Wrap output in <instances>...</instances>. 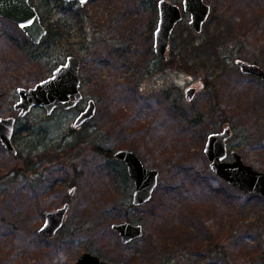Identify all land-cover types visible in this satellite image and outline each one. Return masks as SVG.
<instances>
[{
    "label": "rangeland",
    "instance_id": "obj_1",
    "mask_svg": "<svg viewBox=\"0 0 264 264\" xmlns=\"http://www.w3.org/2000/svg\"><path fill=\"white\" fill-rule=\"evenodd\" d=\"M158 1L88 0L80 7L30 0L46 28L57 21L67 26L65 42L57 36L42 45L46 36L33 45L0 18V118H16L13 144L20 153L0 145V264H74L84 252L113 264H264L253 249L255 233L232 240L242 221L264 211V201L217 178L203 152L209 134L230 127L228 153L264 171V83L234 63L264 69V0H204L211 14L202 32L195 34L184 15L163 63L153 53ZM68 56L81 62L83 100L69 111L47 115L36 107L18 117L16 89L47 79ZM189 86L198 88L190 102ZM89 99L95 116L72 129ZM119 149L160 173L143 206L131 203L133 183L123 163L105 154ZM64 203L69 210L60 232L42 237L43 213ZM196 218L202 226L192 224ZM122 222L141 224L143 236L122 245L111 229ZM205 228L219 240L209 258L200 248ZM173 241L181 252L164 251Z\"/></svg>",
    "mask_w": 264,
    "mask_h": 264
},
{
    "label": "water",
    "instance_id": "obj_2",
    "mask_svg": "<svg viewBox=\"0 0 264 264\" xmlns=\"http://www.w3.org/2000/svg\"><path fill=\"white\" fill-rule=\"evenodd\" d=\"M62 1L77 2L79 6H84L88 2V0ZM157 9L158 22L153 34V53L161 61L166 60L173 31L185 14L189 15V26L195 34L202 32L211 14V6L204 0H182L181 6L168 0H159ZM0 18L14 23L33 45H39L47 35V29L30 0H0ZM234 63L241 74L254 76L264 81V69L259 65L242 59H236ZM80 65L78 58L68 56L65 63L58 66L47 79L29 89L17 88L18 101L13 105V109L18 112V117H25L36 107L43 108L47 115H51L56 110L69 111L75 108L83 98L80 91ZM195 93V88H188L185 91V99L188 102L192 101ZM95 114V101L89 99L86 107L73 121L72 129L82 127ZM15 124V117L0 118V145L13 155L17 154L12 142ZM230 137L229 127L207 136L203 152L207 158L209 170L229 187L244 195L256 194L264 197V171H257L245 164L242 156L236 151L230 152L232 160L227 161L226 143ZM113 158L124 164L126 173L132 180V205L140 207L148 203L158 186L159 171L145 167L140 158L131 150L119 149L113 153ZM68 210L69 204L64 203L54 211L43 213V224L39 228V234L46 239L56 236L64 225ZM111 229L117 233L122 245H128L140 239L144 234L141 224L129 222L112 224ZM74 264L112 263L89 252H84Z\"/></svg>",
    "mask_w": 264,
    "mask_h": 264
},
{
    "label": "trees",
    "instance_id": "obj_3",
    "mask_svg": "<svg viewBox=\"0 0 264 264\" xmlns=\"http://www.w3.org/2000/svg\"><path fill=\"white\" fill-rule=\"evenodd\" d=\"M55 1H58V2L62 3L63 5L65 4V2H63L62 0H55ZM40 18H41V16H40ZM46 29H47V35L45 37L46 39H45V41H42V43L40 45H42L43 43L49 44L52 41H55L57 36H58V39H60V42H65L68 39V37H67V26L60 24L58 21L55 24H47ZM76 144L77 143H75V142L69 144L68 145V146H70L69 149L73 150L75 148ZM105 154H106V156H109V157L113 156V153H111V152H105ZM19 156H20V153L18 152L17 155H15V157H19ZM252 196L257 197V198L264 201V197H261V196L256 195V194L250 195L249 197H252ZM232 218H235V216ZM196 219L192 224L196 227V225H198V221H199L200 226H202L203 222L201 223V221L198 218H196ZM234 220L235 219H232L231 222L233 223ZM236 220H238V219H236ZM240 222L241 221H236L235 225L240 224ZM241 223H242V224H240L241 226H239L240 228L235 229L237 231L233 232L232 240L235 243L238 240L242 241L244 238V235L242 234V232L243 233H245V232L255 233L257 235V240L254 243L253 249L259 251V256H260V258L263 259V263H264V237H263V235H264V211H261V213L258 214V216L253 221H248L245 224H244V221H242ZM189 228H194V227H189ZM189 228L185 227L184 230H186L188 232V234H190V232H194V234H195V231L189 230ZM204 231H205L206 235H202V238L200 239V243H201L200 248L203 249L202 252L207 254L208 258H209V257H212V255H214L215 253H217V249H218L217 244H219L218 243L219 240L217 238L218 235H214L213 230H211L210 228H205ZM189 238H191V235H187V238H185V240L182 241V240H180V237H178V238H175V242L176 243L178 242L181 245V243L188 240ZM133 242H135V241H133ZM175 242L173 241L172 244L166 243L163 246L164 251L167 253H169L171 251L175 252L176 251L175 248L178 247L177 252H181L182 249H179L180 245H177ZM128 245H131V243ZM168 246H171V248L168 249ZM163 264H167V263H163Z\"/></svg>",
    "mask_w": 264,
    "mask_h": 264
},
{
    "label": "flooded vegetation",
    "instance_id": "obj_4",
    "mask_svg": "<svg viewBox=\"0 0 264 264\" xmlns=\"http://www.w3.org/2000/svg\"><path fill=\"white\" fill-rule=\"evenodd\" d=\"M181 2H182V0H181ZM72 3V2H71ZM158 3V2H157ZM157 3H156V8H157ZM178 5V4H177ZM33 6V5H32ZM180 6H181V4H180ZM80 7H82V6H80ZM157 13H158V9H157ZM185 15H188V14H185ZM189 16V15H188ZM183 18H184V16H183ZM183 20V19H182ZM157 22H158V19H157ZM189 24V23H188ZM157 26V25H156ZM190 27V26H189ZM156 29V28H155ZM154 34V33H153ZM158 59V58H157ZM159 60V59H158ZM161 61V60H160ZM163 62V61H162ZM247 62V61H246ZM255 64V63H254ZM262 68V67H261ZM239 70V69H238ZM240 72V71H239ZM247 76H250V75H247ZM251 77H253V78H255V79H257V80H259V81H261V82H263L264 83V81H262V80H260V79H258V78H256V77H254V76H251ZM191 87H193V88H195L196 89V92H197V90H198V88L197 87H195V86H189V87H187L186 89H185V91L188 89V88H191ZM196 94V93H195ZM82 100H83V98H82ZM81 100V101H82ZM80 101V102H81ZM79 102V103H80ZM78 106V105H77ZM230 128V127H229ZM79 129V128H78ZM77 130V129H76ZM231 130V129H230ZM14 135V134H13ZM231 135H232V133H231ZM228 141V140H227ZM12 142H13V138H12ZM226 145H227V143H226ZM233 151V150H232ZM227 152H228V149H227ZM231 152V151H230ZM230 152L228 153V154H230ZM17 153H18V151H17ZM13 155V154H12ZM17 155V154H16ZM15 156V155H14ZM115 159V158H114ZM141 160V159H140ZM118 161V160H117ZM119 162H121V161H119ZM122 163V162H121ZM124 165V164H123ZM144 165V164H143ZM125 167V166H124ZM148 168V167H147ZM125 170H126V168H125ZM127 174V173H126ZM128 176V175H127ZM132 181V180H131ZM65 221V220H64ZM144 229V228H143ZM113 264V263H112Z\"/></svg>",
    "mask_w": 264,
    "mask_h": 264
}]
</instances>
